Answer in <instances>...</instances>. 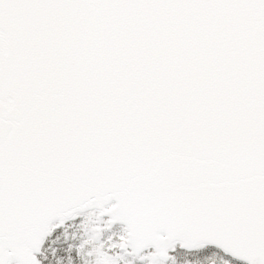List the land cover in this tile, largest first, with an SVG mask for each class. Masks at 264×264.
<instances>
[{"label":"snow or ice","instance_id":"obj_1","mask_svg":"<svg viewBox=\"0 0 264 264\" xmlns=\"http://www.w3.org/2000/svg\"><path fill=\"white\" fill-rule=\"evenodd\" d=\"M0 264H264V0H0Z\"/></svg>","mask_w":264,"mask_h":264}]
</instances>
